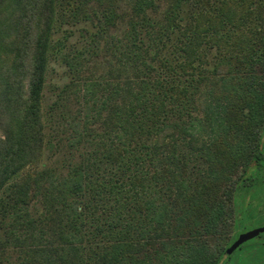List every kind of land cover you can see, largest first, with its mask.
I'll use <instances>...</instances> for the list:
<instances>
[{"label": "rangeland", "instance_id": "374dc122", "mask_svg": "<svg viewBox=\"0 0 264 264\" xmlns=\"http://www.w3.org/2000/svg\"><path fill=\"white\" fill-rule=\"evenodd\" d=\"M54 1L51 49L40 96L45 144L40 161L45 169L26 167L9 180L0 193V232L3 235L0 257L7 254L8 264H53L52 260L56 264H98L100 249L91 240L83 237L77 244H71L63 237L71 228L63 211L62 184L74 169H88L93 188L99 182L109 183L115 174L113 167L124 160L123 148L136 149L135 162L141 179L136 186H129L126 179L123 180L124 189L140 190L153 181L148 199L157 194L152 189H157L160 181L168 178H164L162 169L167 170V175L180 171L182 161L178 152L185 151L191 158L194 155L207 157L211 151L208 159L215 158L219 172L218 183L206 198L196 196L182 201L175 193V183L170 182L172 191L161 198L170 215L169 226L143 237L132 234L125 237V264L146 260L145 256L152 264H157L153 250L159 249L161 243L174 247L178 241L189 239L195 228L205 226L207 209L215 200L225 206L220 233L201 238L212 256H218L246 224L247 229L263 226L264 165L252 168L250 163L247 172L253 170V175L248 194L246 189H234V182L244 171L252 136L259 133L264 142V107L262 126L251 127L249 132L243 122L246 104L253 102L259 93L264 95V0H190L193 12L188 20L189 32L196 39H192L190 45L189 64L193 67L187 68L186 73L194 74L198 67L217 69L216 81L207 80L202 84L203 92L209 91L205 104H210L211 109H225L231 123L220 133L215 147L208 146L215 135L212 125L202 122L205 118L198 98L193 102L195 109L190 108L189 113L201 120V126L189 142L181 141V130L171 122L166 129L155 124L162 115L159 101L163 93L153 90L154 73L150 74L152 79L140 77L137 71L140 55L128 47L130 24L136 20L137 12L133 7L137 0ZM152 1V9H147L145 14L163 24V14L173 0ZM216 2H219L218 10L213 11ZM204 8L206 11L200 12ZM109 10L117 17L104 24V15ZM141 55L144 57L143 52ZM184 59L185 56H181L180 61L184 63ZM247 80L254 83L251 93H245L244 88L241 92L228 91L226 87L230 83L237 87ZM148 87L152 91L149 106L155 121L148 122L138 133L130 129L134 119L128 118L129 106L136 95ZM170 107L167 103L161 109L167 112ZM121 119L125 121L123 128L118 124ZM158 130L164 135L160 136ZM172 155L177 159L168 163ZM27 176H30L28 202L23 209L22 205H14L8 184L23 180L25 185ZM101 186L98 189L106 192L107 186ZM242 202L246 213L238 220L235 210ZM101 207L109 211L110 205ZM136 209L134 226L143 218V206L137 204ZM183 209L189 218L177 225ZM14 212L15 217H7ZM27 213L33 221H27ZM127 216H133V208H127ZM140 225L141 222L138 228ZM107 242L108 237H103L101 243L106 245ZM225 264H264V235L242 245Z\"/></svg>", "mask_w": 264, "mask_h": 264}, {"label": "trees", "instance_id": "16d2710c", "mask_svg": "<svg viewBox=\"0 0 264 264\" xmlns=\"http://www.w3.org/2000/svg\"><path fill=\"white\" fill-rule=\"evenodd\" d=\"M196 1L199 2V0ZM153 5L152 0L136 1L133 7L137 12L136 20L130 24L131 32L127 40L128 47L133 53L140 55L137 70L140 77L152 79L150 74L154 73L153 90L163 93L159 101L163 118L160 114L159 120L155 121V115L149 106V95L152 91L148 87L142 94H137L133 99L134 103L129 106L128 118L134 119V125L130 129H135L139 133L152 120L166 129L171 122L181 130V141L189 142L201 126V120L189 113V109L194 108L195 98H198L205 118V120L202 118V122L207 121L212 125L215 135L212 142L215 143L219 140L220 133L226 131L231 123L225 109L220 107H217L218 110L211 109L210 104H205L209 91L204 93L202 84L207 80L215 82L217 69L213 66L210 70L198 67L199 70L196 73L191 75L186 73L187 68L193 67L189 64L190 54L192 55L190 45L191 40L196 39L189 32L188 20L193 12L190 9V0H173L163 14V24L145 14L146 10L152 9ZM218 6L219 2H216L213 11H217ZM202 11L205 12L206 8L200 10ZM55 13L54 0H0V193L6 183L26 167L39 166L42 171L45 169V164L40 161L45 148L40 96L51 49ZM116 17L114 12L109 10L108 14L104 15L103 22L111 23ZM213 33L216 35L217 30L214 29ZM142 52L145 58L141 55ZM181 56H185L184 63L180 61ZM226 87L228 91L241 92L244 88L245 93H251L254 83L252 80H247L246 83L242 82L237 87L231 83ZM167 103L171 107L165 112L164 108H161ZM263 107L264 95L260 93L253 102L246 104L243 120L246 131H249L251 127L263 125ZM88 116L87 108H85L84 117ZM118 122L123 128L124 119ZM156 132L160 136L164 135L161 130ZM131 134L134 132L131 131ZM251 139L253 144L249 143L248 157L243 163L244 171L234 182V189L235 187L246 189V194L250 192L253 175V170L247 172L250 169V163L253 164L252 168L264 165V142H261L259 133L253 135ZM213 143L208 146L212 144L215 147L217 143ZM121 152L124 160L113 167L116 177L114 179L113 176L109 183L99 182L97 187L95 184L93 188L90 171L74 169L62 184L63 211L67 213V225L71 228L67 235L63 234V237L67 238L66 240L71 244H77L79 240H83V237L91 240L94 246L100 249L96 259L98 264H125V237L130 234L143 237L155 233L157 229L163 230L169 226L170 215L165 210L161 198L172 191L170 182L175 183V193L177 198L181 197L182 201L196 196L206 198L210 190L214 189L218 183L219 172L215 158L208 159V156H212L211 151L208 152L207 157L194 155L191 158L185 151L178 152L177 156L182 161L180 171L167 175V170L162 169L164 178L167 176L168 178L161 180L157 189H152L157 194L148 199V192L154 184L153 181L140 190L124 189L123 180L126 179L129 186H136L140 184L141 179L137 173L139 172L138 164L135 162L138 157L135 156L136 149L123 148ZM172 159L177 158L172 155L167 162L173 163ZM29 181L30 176H27L25 185L23 180L8 184L14 205H22L23 209L24 204L28 202ZM100 185H102L101 188L106 185L107 191L98 189ZM112 188L115 189L112 191ZM216 202L215 200L211 208L207 209L209 215L205 226L195 228L189 239L178 241L174 247H166L164 243H161L159 249L153 250V258L157 264H217L225 248L236 236L219 252L218 256L208 253L207 246L201 238L210 233H220L222 218L225 214L223 202ZM104 204L110 205L109 211L102 209L101 206ZM137 204L143 206V218L139 221V224L141 222L139 228V224L133 225L134 216L138 213ZM157 204L158 206L155 207ZM127 208H133V216H127ZM196 210H199V207ZM245 213L246 205L242 202L235 210L237 219L241 220ZM16 215L17 213L14 212L7 217L12 219ZM57 215L61 222L62 217L58 210ZM186 216L187 211L183 209L181 216L177 219V225H180L182 221L187 222L189 216ZM27 217V221L33 219L30 213H27ZM247 228H249L248 224L242 227L243 231L248 230ZM263 235L264 232L246 243ZM103 237H108L106 245L101 243ZM2 240L3 235L0 232V242ZM145 259L136 261L134 264H152L148 256H145ZM51 262L56 264L54 260ZM0 264H8L7 254L0 257Z\"/></svg>", "mask_w": 264, "mask_h": 264}, {"label": "water", "instance_id": "95a60500", "mask_svg": "<svg viewBox=\"0 0 264 264\" xmlns=\"http://www.w3.org/2000/svg\"><path fill=\"white\" fill-rule=\"evenodd\" d=\"M263 232L264 225L254 229L244 230L239 233L236 238L230 243V245L225 248L222 255L219 257L217 264H223L227 257L230 256L237 248H239L242 244L246 243L247 241L257 237Z\"/></svg>", "mask_w": 264, "mask_h": 264}]
</instances>
